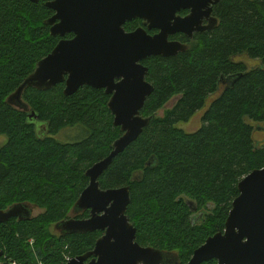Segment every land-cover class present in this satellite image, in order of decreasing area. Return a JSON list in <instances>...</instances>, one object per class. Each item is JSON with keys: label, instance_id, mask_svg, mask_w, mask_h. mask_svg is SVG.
<instances>
[{"label": "trees", "instance_id": "trees-1", "mask_svg": "<svg viewBox=\"0 0 264 264\" xmlns=\"http://www.w3.org/2000/svg\"><path fill=\"white\" fill-rule=\"evenodd\" d=\"M46 2L0 0V136L7 138L0 147V209L23 203L44 210L31 220L0 225V249L18 264H38V259L65 264V255L76 257L95 247L100 231L55 238L47 228L69 218L89 185L85 172L106 158L123 134L108 108L110 96L90 86L72 96L64 94L65 84L49 90L27 87L24 109L8 102L61 39L50 32L47 20L55 11ZM213 11L217 25L183 41L196 43L187 51L143 61L155 91L141 113L151 122L99 180L104 190L131 187L127 215L137 228V241L177 251L181 264L225 229L240 194L239 182L264 168V140L255 139V124L264 128V0H220ZM142 24L136 19L125 29ZM242 56L261 60L263 66L250 68L238 59ZM220 89L197 131L176 126L189 121ZM175 98L174 106L160 116ZM32 112L48 123L49 136L38 137ZM67 128H77L74 142L54 138ZM189 200L198 212L210 203L215 206L195 223ZM31 239L37 251L31 249Z\"/></svg>", "mask_w": 264, "mask_h": 264}, {"label": "water", "instance_id": "water-1", "mask_svg": "<svg viewBox=\"0 0 264 264\" xmlns=\"http://www.w3.org/2000/svg\"><path fill=\"white\" fill-rule=\"evenodd\" d=\"M37 3L41 0H29ZM220 0H47L55 11L47 20L53 36L61 37L53 51L37 63L34 72L8 98L10 104L25 107L23 93L27 87L49 90L65 84L64 94L72 96L81 87L104 90L110 96L108 108L114 125L123 134L111 146L110 154L89 168L85 175L89 185L74 205V213L90 210L87 219L74 217L57 224L65 234L103 231L94 250L75 257L67 264H161L162 250L142 246L137 228L127 212L131 204V187L102 189L100 177L116 156L133 144L150 124L151 117L141 113L155 91L147 80L149 68L143 61L155 56L171 57L188 50V45L170 37L184 33L192 37L215 27L203 26L205 15L213 12ZM190 10L183 17L180 12ZM136 19L144 21L133 31L125 25ZM155 31L154 33H150ZM72 34V38H67ZM39 118L32 112L30 119ZM239 196L225 223V229L210 236L195 250L185 264H264V168L256 169L238 184ZM193 212L198 210L189 200ZM30 204H16L0 209V224L11 218H30ZM2 252H0V257ZM91 258L87 262L88 258ZM175 264H181L176 262Z\"/></svg>", "mask_w": 264, "mask_h": 264}, {"label": "rangeland", "instance_id": "rangeland-1", "mask_svg": "<svg viewBox=\"0 0 264 264\" xmlns=\"http://www.w3.org/2000/svg\"><path fill=\"white\" fill-rule=\"evenodd\" d=\"M196 43H189L187 44L188 47H192V45H194ZM239 60H243V61H246L248 66L250 68H253V67H261L263 66V62L261 60H253V59H249L248 57H245V56H242L240 58H238ZM223 87H226V85L224 84L221 89H223ZM221 89L218 93L216 94H213L211 95L207 102H206V105L202 108V109H199L195 114L194 116L189 120V121H186V122H179L176 126L188 133H192V132H195L197 131L201 126H202V117L205 113V111L207 110L208 106L210 105V103L217 97V95H219V93L221 92ZM176 103V98L175 99H172L165 107L164 110H161L159 112V115L160 116H163L165 111L171 109L174 104ZM13 107L17 108V109H20L19 106H17L16 104H11ZM249 122V121H248ZM35 125H36V133L38 135V137L40 138H45L47 136H49V127H48V123L46 122H41V121H36L35 122ZM255 127H256V130H255V139L257 140L258 143L262 142L264 140V128L261 127L259 124H255ZM78 130L77 128H67V129H64L62 130L58 135H55L54 138L60 142H63V143H68V142H74L78 136ZM7 141V138L5 136H0V147H2ZM31 208H33V216H38L39 214L43 213L44 210L35 206L34 204H30ZM214 204L213 203H210L208 204V207L205 208L204 211H201V212H198V211H195L192 218L194 220L195 223H200L203 221L204 219V216L202 214H206V213H209L211 212V210L214 208ZM12 207V206H11ZM74 206L72 207V209L70 210L69 214H68V217L69 218H72L76 216V214L74 213ZM205 212V213H203ZM67 220V219H66ZM59 223V222H58ZM58 223H53L51 226H48L47 228V232L49 230V233L54 236L55 238H61V231L57 230V224ZM30 243V247L31 249H33L34 251H37V246H36V240L35 239H32L29 241ZM150 247H153V246H150ZM163 251V250H162ZM164 254H171V256H173L174 258L176 257L179 261V254L178 252L176 251H163ZM9 261H11L10 263L11 264H16L17 260H13L12 258L9 257ZM181 263V259L179 261Z\"/></svg>", "mask_w": 264, "mask_h": 264}, {"label": "flooded vegetation", "instance_id": "flooded-vegetation-1", "mask_svg": "<svg viewBox=\"0 0 264 264\" xmlns=\"http://www.w3.org/2000/svg\"><path fill=\"white\" fill-rule=\"evenodd\" d=\"M188 14H190V10H183V11H181L180 12V15L181 16H183V17H185V16H187ZM213 17H215V15H214V11L210 14V15H205L204 16V19H203V23H202V25L203 26H210L212 23H211V20H212V18ZM143 21V20H142ZM140 26H145V23H144V21H143V24L142 25H139L138 27H140ZM214 27H210L209 29H206L205 31H202V32H199V31H196L194 34H193V36L192 37H189L188 35H186V34H184V33H180V34H176V35H173V36H171L170 37V39L171 40H178V41H181V42H183V41H186V39H188L189 38V40H194L195 39V35L197 34V33H204V32H207V31H210V30H212ZM155 31H152L151 33H154ZM183 43H185L186 44V42H183ZM145 61V60H144ZM144 64V63H143ZM234 80H230V81H228V82H225V84L226 83H230V82H233ZM105 92V91H104ZM106 94V93H105ZM16 104H18V103H16ZM36 121H38V119H37V117L36 118H34ZM90 210H85V211H82V212H80V213H78V214H76V216H75V218L76 219H87V218H89L90 217ZM203 215V214H202ZM34 217H36V216H33V208H31L30 209V218L29 219H25V220H31V219H33ZM12 219H16V220H19V221H23V220H21L19 217H14V218H11L10 220H12ZM68 219H70V218H68ZM7 223V222H6ZM3 224H5V223H3ZM1 225V224H0ZM57 230H59V231H61V237L62 236H65V235H68V234H65L60 228H58L57 227ZM95 232H98V231H95ZM101 233H102V235L101 236H103L104 235V232L103 231H100ZM88 233H92V232H88ZM84 234H86V233H84ZM70 235V234H69ZM100 236V237H101ZM99 237V238H100ZM98 238V239H99ZM98 239H97V241H98ZM32 240V239H31ZM97 241H96V243H97ZM96 245V244H95ZM95 248V247H94ZM94 248L92 249V250H94ZM92 250H89L88 252H91ZM0 252H2V255H1V257H0V264H11L10 262L11 261H9V256L7 255V253H6V251H5V249H0ZM88 252H86V253H88ZM85 253V254H86ZM82 255H84V254H82ZM82 255H79V256H82ZM66 256V261H65V264H67L68 262H69V260H71V259H73V258H75V257H69V256H67V255H65ZM76 257H78V256H76ZM91 258L92 257H90V258H88L87 259V262H89L90 260H91ZM37 262H38V264H44L40 259H38L37 260ZM176 262H179L178 261V259L175 257H173V256H171V254H167V255H165V260H164V262L163 263H161V264H175ZM16 264H18V261L16 262Z\"/></svg>", "mask_w": 264, "mask_h": 264}, {"label": "bare ground", "instance_id": "bare-ground-1", "mask_svg": "<svg viewBox=\"0 0 264 264\" xmlns=\"http://www.w3.org/2000/svg\"><path fill=\"white\" fill-rule=\"evenodd\" d=\"M208 216V215H207ZM13 258V257H12Z\"/></svg>", "mask_w": 264, "mask_h": 264}]
</instances>
